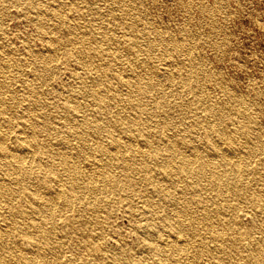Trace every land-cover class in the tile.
<instances>
[{"label": "bare ground", "instance_id": "1", "mask_svg": "<svg viewBox=\"0 0 264 264\" xmlns=\"http://www.w3.org/2000/svg\"><path fill=\"white\" fill-rule=\"evenodd\" d=\"M8 1L18 2L0 0V26ZM64 1L27 0L23 8L34 19L42 50L25 42L18 57L0 37V264H226L229 258L264 264L263 241L252 246L234 218L215 219L237 209L218 202L238 194L239 185L226 175L256 180L258 172L236 157L253 151L248 125L227 129L225 107L206 104L199 80L209 73L178 42L171 44L175 53L162 56L185 54L166 60L167 69L157 68L150 53L140 55L142 45L149 52L159 41L170 42L162 31L141 42L129 30L123 49L130 56L123 59L121 40L100 31V7ZM69 68L76 85L56 88L53 73ZM155 84L160 88L149 99ZM184 98L188 115H172ZM242 99L236 101L242 105ZM238 137L246 142L238 144ZM86 152L92 156L84 158ZM253 193L251 212L257 213L261 195ZM86 199L104 209L128 202L123 212L137 219L147 257L118 241L107 249L101 232L86 234V220L75 210Z\"/></svg>", "mask_w": 264, "mask_h": 264}, {"label": "rangeland", "instance_id": "2", "mask_svg": "<svg viewBox=\"0 0 264 264\" xmlns=\"http://www.w3.org/2000/svg\"><path fill=\"white\" fill-rule=\"evenodd\" d=\"M17 1L16 3L8 1L3 4L5 7L2 13L3 24L0 26V37L10 42L11 46L16 49L15 54L19 57L24 53L25 42L36 50L43 49V42L39 37L31 13L27 10L25 14L22 12L23 8L28 9L27 0ZM68 2L64 1L63 4ZM79 2V0H74L72 3L70 2V5L79 4ZM85 2L93 7H100V31H111L118 40H121L119 42V50L123 59H127L130 56L127 50L124 51L127 48L126 44H123V36L128 37V32L130 34L129 30H133V36L138 37L141 42L150 41L156 32H165L164 34L169 37L170 42L159 41L149 52L142 45L140 46L139 50L141 52L139 54L150 53L155 58L154 64L155 66L157 65V68L160 67L159 69H162L161 66H164L163 68L167 69L168 60H181L183 58L182 54H185L184 50L178 55L174 54L169 59L162 56L163 53L168 56L175 53L172 51L171 44L178 42L177 44L188 50L191 55L193 54L196 67L200 66L201 69L209 73L208 77L200 78L199 87L205 96L206 104L215 106V110L225 107L228 118H225L222 126L227 129H233L241 123L248 125L251 131L247 146H252L253 151L249 156H244V152H242L238 153L239 155L236 154V157L239 159L246 158L247 170L251 168L257 169V179H253L247 173L238 176V178L240 177L239 179L235 175L232 176L228 173L226 175L227 178L233 177L230 182L233 181L232 183L235 184L237 182L236 185H239L238 194L234 198V196L226 193L225 197H223L225 202L222 201L221 197V201L218 200V202L230 205L235 204L237 209L226 214H216L215 219L216 217L223 219L232 217L236 222V227L246 230L249 236L247 240L251 242L252 246H256L258 241H263L262 243H264V229L261 227L264 221V0H85ZM125 25H128V27H125ZM124 47L125 49H123ZM157 59L159 60L157 61ZM69 66L73 69L76 67L73 61H70ZM70 68L53 73L52 83L56 88L71 86V84L72 86L76 85L71 77V72H69ZM159 76L158 79L161 81L163 76L161 75V79ZM159 88L155 84V91L147 92L146 96L149 99L151 96L155 97L156 95L154 94ZM193 90L195 91L196 89H192L191 92ZM228 96L231 98L228 99ZM238 97L243 98L242 105L236 101ZM169 99L172 100L173 98ZM184 101L185 98L180 101L182 104L175 106V112L173 111L172 115L175 113H186L185 115H188L190 108L183 104ZM240 106L247 110V115H240L237 111ZM212 121L216 123L215 116H212ZM216 139H218L216 136L212 137V140L215 141ZM244 142H246L244 138L238 137V144ZM200 152L204 153L202 149ZM90 156L92 154L87 152L83 155L84 158H89ZM251 161L254 163H251ZM244 175L248 177L246 178ZM244 178L247 179H245V182ZM248 180L252 181L249 182ZM241 190L242 192H239ZM253 192L261 195L260 204L262 203L261 207L263 208L257 213L255 211L251 212ZM239 193L242 194L240 195ZM234 199H237L239 203H236ZM86 200H82L80 204L86 205L88 209H80L79 203L75 206L79 221L86 220V223L82 224L86 234L94 236L95 233L101 232L103 236L101 241L104 242L107 249L112 250L115 248L118 241L125 246L134 248L137 252V257H147L146 252L141 250L144 242L135 230L137 219L130 218L123 212L122 206L128 202L113 201L108 205L111 208L107 207L104 209L100 208V204L97 205L95 201ZM240 201L242 202L240 203ZM87 202L88 204L90 203L89 206ZM242 203L243 207H241ZM237 210L239 211L236 212ZM243 210L247 211L244 213ZM79 221L75 223L79 224ZM130 232H134V234H130ZM228 232L226 233L229 234V237L235 236L232 230ZM126 235H128V238L125 237ZM251 239L255 241L252 242ZM236 262L237 260L234 258L226 259V264H235Z\"/></svg>", "mask_w": 264, "mask_h": 264}]
</instances>
